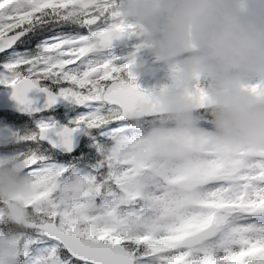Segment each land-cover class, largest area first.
Segmentation results:
<instances>
[{
	"label": "snow or ice",
	"instance_id": "obj_1",
	"mask_svg": "<svg viewBox=\"0 0 264 264\" xmlns=\"http://www.w3.org/2000/svg\"><path fill=\"white\" fill-rule=\"evenodd\" d=\"M118 5L0 0V161L32 189L0 264H264V152L155 155Z\"/></svg>",
	"mask_w": 264,
	"mask_h": 264
},
{
	"label": "clouds",
	"instance_id": "obj_2",
	"mask_svg": "<svg viewBox=\"0 0 264 264\" xmlns=\"http://www.w3.org/2000/svg\"><path fill=\"white\" fill-rule=\"evenodd\" d=\"M118 7L138 41L132 73L150 71L145 52L170 72V84L148 90L158 113L147 128L155 155L187 157L202 138L225 160L264 152V87H250L264 86V0H119ZM31 192L19 165L0 161V202L10 218L24 215Z\"/></svg>",
	"mask_w": 264,
	"mask_h": 264
},
{
	"label": "rangeland",
	"instance_id": "obj_3",
	"mask_svg": "<svg viewBox=\"0 0 264 264\" xmlns=\"http://www.w3.org/2000/svg\"><path fill=\"white\" fill-rule=\"evenodd\" d=\"M138 41L135 38L132 41H126L120 49L117 50V54L123 58L124 62H128L131 59V54L136 51V45ZM142 59L149 66L150 71H146L140 75H136V83L145 90H151L159 88L163 85L171 83V76L168 68L162 63L155 61L151 57L150 53L145 52ZM251 83H255L254 81ZM208 125V123H206ZM205 130H210L206 126L203 127Z\"/></svg>",
	"mask_w": 264,
	"mask_h": 264
},
{
	"label": "water",
	"instance_id": "obj_4",
	"mask_svg": "<svg viewBox=\"0 0 264 264\" xmlns=\"http://www.w3.org/2000/svg\"><path fill=\"white\" fill-rule=\"evenodd\" d=\"M134 38H135L134 35H130V36H127V37L123 38L121 41H119V42L117 43V48L120 47V46H122L124 40H131V39H134Z\"/></svg>",
	"mask_w": 264,
	"mask_h": 264
}]
</instances>
